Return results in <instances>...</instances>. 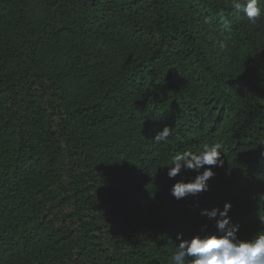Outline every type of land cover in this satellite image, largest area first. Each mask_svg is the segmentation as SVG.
I'll list each match as a JSON object with an SVG mask.
<instances>
[{"label": "trees", "instance_id": "trees-1", "mask_svg": "<svg viewBox=\"0 0 264 264\" xmlns=\"http://www.w3.org/2000/svg\"><path fill=\"white\" fill-rule=\"evenodd\" d=\"M262 141L264 17L230 0H0V264H170L225 202L249 239ZM214 142L208 190L175 199L196 173L166 162Z\"/></svg>", "mask_w": 264, "mask_h": 264}, {"label": "clouds", "instance_id": "clouds-1", "mask_svg": "<svg viewBox=\"0 0 264 264\" xmlns=\"http://www.w3.org/2000/svg\"><path fill=\"white\" fill-rule=\"evenodd\" d=\"M230 7L242 13L252 25L264 17V0H230ZM171 135L172 129L164 126L152 139L157 143H168ZM223 149L222 142L204 143L197 151L185 150L173 155L165 166L170 179L188 170L196 174L190 179L181 177L177 180L170 188V194L179 200L207 191V181L215 175L213 167L223 166ZM230 210V202H225L222 209H202V216L215 219L217 232L198 233L187 239L178 233L176 240L179 243L170 256V264H264V229L254 232L249 239H240L237 235L240 225L231 222Z\"/></svg>", "mask_w": 264, "mask_h": 264}]
</instances>
